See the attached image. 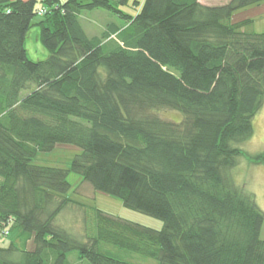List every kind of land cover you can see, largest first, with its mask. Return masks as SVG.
<instances>
[{
  "label": "trees",
  "instance_id": "16d2710c",
  "mask_svg": "<svg viewBox=\"0 0 264 264\" xmlns=\"http://www.w3.org/2000/svg\"><path fill=\"white\" fill-rule=\"evenodd\" d=\"M260 1L134 0L132 15L112 0H0V233L24 237L0 241V264H71L70 251L130 264L101 242L158 264H264V212L232 176L239 156L264 164L238 146L264 103V31L231 22ZM97 8L123 23L87 35L78 15ZM32 25L43 59L27 55ZM58 144L79 149L68 168L33 162ZM69 171L162 227L94 207V233L79 240L56 223L81 207L66 196Z\"/></svg>",
  "mask_w": 264,
  "mask_h": 264
},
{
  "label": "rangeland",
  "instance_id": "374dc122",
  "mask_svg": "<svg viewBox=\"0 0 264 264\" xmlns=\"http://www.w3.org/2000/svg\"><path fill=\"white\" fill-rule=\"evenodd\" d=\"M129 0L125 5H121L117 0H112L114 7L127 14H135L139 9L138 5ZM139 3L142 0H136ZM228 0H211L210 3L222 4ZM42 0H37V7L43 6ZM42 16L36 14L32 22H37ZM244 18L252 19V23L246 29L262 32L264 31V0L250 4L234 11L231 15V22L239 21ZM78 20L87 35H99L109 24L121 25L123 20L114 12L97 8L92 10H83L78 15ZM39 26L32 25L27 33L24 45L27 55L32 60L43 59L48 55V50L38 39ZM22 95L26 94L23 90ZM162 115L167 119L179 122V112L161 110ZM175 118V119H174ZM253 133L246 140L238 144L246 155L264 152V103L256 114L252 117ZM79 149L65 144L56 145L51 151L38 152L33 162L41 165L58 166L68 168L74 155ZM234 182L242 186L246 191L253 194L254 199L260 209L264 212V164L249 163L246 157L239 156L236 165L232 168ZM67 180L70 184L66 196L81 204V207L71 206L63 209L57 216L56 223L69 231L79 240H85L86 235L94 233L93 208L97 207L110 215L118 216L139 224L160 229L162 221L151 215L135 211L122 205L116 197L94 190L91 185L83 180L82 176L76 172L69 171ZM8 228V227H7ZM6 233L2 234L7 236ZM24 235H27L24 233ZM260 236L264 238V223L261 228ZM24 237L18 235V232L11 229V233L0 241L7 245L9 241H14L19 247H23ZM25 248H33L31 239H27ZM101 251H109L117 257L129 262L130 264H158L157 260L151 257L140 255L125 249L118 248L109 243H99ZM71 264H88L86 259H80L76 251H70L67 255Z\"/></svg>",
  "mask_w": 264,
  "mask_h": 264
},
{
  "label": "crops",
  "instance_id": "0c3cea01",
  "mask_svg": "<svg viewBox=\"0 0 264 264\" xmlns=\"http://www.w3.org/2000/svg\"><path fill=\"white\" fill-rule=\"evenodd\" d=\"M211 0H199L200 3L205 4V5H218L214 3H210Z\"/></svg>",
  "mask_w": 264,
  "mask_h": 264
},
{
  "label": "built area",
  "instance_id": "2783aa9c",
  "mask_svg": "<svg viewBox=\"0 0 264 264\" xmlns=\"http://www.w3.org/2000/svg\"><path fill=\"white\" fill-rule=\"evenodd\" d=\"M44 12H45V9H40V10H39V13H40V14H42V13H44ZM4 233H6V230L3 231V232H1L0 234L2 235V234H4Z\"/></svg>",
  "mask_w": 264,
  "mask_h": 264
}]
</instances>
